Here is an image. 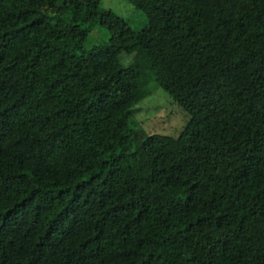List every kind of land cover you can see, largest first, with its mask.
Instances as JSON below:
<instances>
[{
  "label": "trees",
  "instance_id": "obj_1",
  "mask_svg": "<svg viewBox=\"0 0 264 264\" xmlns=\"http://www.w3.org/2000/svg\"><path fill=\"white\" fill-rule=\"evenodd\" d=\"M128 1L0 0V264H264V0Z\"/></svg>",
  "mask_w": 264,
  "mask_h": 264
},
{
  "label": "rangeland",
  "instance_id": "obj_2",
  "mask_svg": "<svg viewBox=\"0 0 264 264\" xmlns=\"http://www.w3.org/2000/svg\"><path fill=\"white\" fill-rule=\"evenodd\" d=\"M101 7L126 17L135 29H141L148 23L145 13L128 0H102ZM93 33L95 36L90 43L109 41V33L99 24ZM129 59L126 55L122 57L125 64ZM134 114L148 133L166 136L167 144L173 148L177 147L178 136L190 120V115L162 88L139 103Z\"/></svg>",
  "mask_w": 264,
  "mask_h": 264
}]
</instances>
